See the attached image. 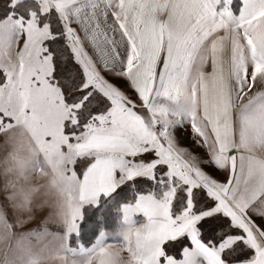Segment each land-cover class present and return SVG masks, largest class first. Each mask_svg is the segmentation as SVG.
Wrapping results in <instances>:
<instances>
[{
	"label": "snow or ice",
	"instance_id": "obj_1",
	"mask_svg": "<svg viewBox=\"0 0 264 264\" xmlns=\"http://www.w3.org/2000/svg\"><path fill=\"white\" fill-rule=\"evenodd\" d=\"M258 68L264 0H0V143L94 206L76 235L142 213L138 264H264Z\"/></svg>",
	"mask_w": 264,
	"mask_h": 264
},
{
	"label": "rangeland",
	"instance_id": "obj_2",
	"mask_svg": "<svg viewBox=\"0 0 264 264\" xmlns=\"http://www.w3.org/2000/svg\"><path fill=\"white\" fill-rule=\"evenodd\" d=\"M255 78L259 90L264 68L256 70ZM79 199L62 169L38 154L30 133L20 129L6 145L0 143V264H122L111 249L107 255L106 239H136L143 214L128 224L121 206L116 231L101 230L91 248L78 240L74 244L73 238L70 244L87 203Z\"/></svg>",
	"mask_w": 264,
	"mask_h": 264
},
{
	"label": "trees",
	"instance_id": "obj_3",
	"mask_svg": "<svg viewBox=\"0 0 264 264\" xmlns=\"http://www.w3.org/2000/svg\"><path fill=\"white\" fill-rule=\"evenodd\" d=\"M103 200V198H102ZM108 200H111V198H108ZM107 202V201H105ZM123 204V201L120 200H115L112 201V206L111 210L106 218V220L102 221L99 223L93 231H88L83 228V226L80 229L79 235L73 234V241L75 242L76 240L82 242V244H90L95 240V238L100 234L101 230H108V231H116L118 229L119 225V210ZM93 205L88 204L85 205L83 209V215L85 219L87 220L90 213L93 211Z\"/></svg>",
	"mask_w": 264,
	"mask_h": 264
},
{
	"label": "crops",
	"instance_id": "obj_4",
	"mask_svg": "<svg viewBox=\"0 0 264 264\" xmlns=\"http://www.w3.org/2000/svg\"><path fill=\"white\" fill-rule=\"evenodd\" d=\"M79 200H80V204H82V199L80 198ZM73 234H75V233H73ZM72 235L69 236L70 237V240H69L70 244H72V242H71V238H73ZM96 238H95V240H96ZM95 240L93 242H91L90 244H84V243L82 244V242H80V243L85 247L91 248L92 245L95 243ZM73 243L75 244V242H73ZM105 244L107 245L105 247V249L107 250V255L109 254L108 249L109 250L111 249L113 251V253H115V255H113V256H115V258H119L121 260L122 264H138V248L136 247L135 239H132V241H131L130 237L107 238ZM119 244L123 245L121 247V249L117 248V246ZM125 244L128 246L125 247L124 246ZM132 244H135V246L133 248H131V246H130Z\"/></svg>",
	"mask_w": 264,
	"mask_h": 264
}]
</instances>
